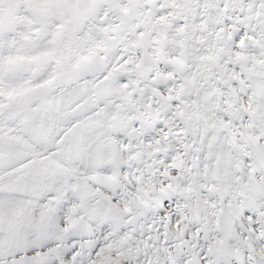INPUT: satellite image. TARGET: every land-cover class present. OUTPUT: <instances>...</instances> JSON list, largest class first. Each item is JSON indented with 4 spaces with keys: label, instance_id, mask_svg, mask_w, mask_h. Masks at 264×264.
<instances>
[{
    "label": "bare ground",
    "instance_id": "6f19581e",
    "mask_svg": "<svg viewBox=\"0 0 264 264\" xmlns=\"http://www.w3.org/2000/svg\"><path fill=\"white\" fill-rule=\"evenodd\" d=\"M222 3L0 0V264H87L75 262L82 242L89 243L93 264H131L138 250L125 253L116 245L114 236L121 232L123 241H136L133 247L150 246L154 254L160 250L167 258L157 256L160 261L145 264H187L183 254L193 264H226L232 258L236 264H264L263 249L255 252L257 262L250 263L239 257L241 247L235 246L245 241L238 226L264 242L253 218L264 217V179L257 177V189L250 178L255 170L247 164L253 150L264 162V132L249 126V149L238 144L246 119L238 117L241 125L234 120L235 129L225 118L211 119L206 113L196 128L188 124L186 146L175 148V118L183 112L194 116V98L209 110L225 89L237 95L241 91L236 82L229 86L226 66L242 59L236 34L246 41L250 33L236 17L229 26L224 24ZM243 68L247 79L242 87L264 91V64L259 70ZM236 108V116L243 112L254 122L264 116V104L258 112L249 98ZM115 131L140 136L137 156H131L139 170L160 166V175L149 178L144 194L124 185L131 162L111 148L110 134ZM222 138L226 146L229 139L237 144L234 151L242 158L244 174L240 183L251 192L244 195L248 205L243 213L249 214H243L238 226L205 195L217 196L218 183L199 181L204 165L213 169L220 161L226 149ZM61 149L65 151L59 153ZM81 150L85 155L78 160ZM156 155L159 160L154 161L151 157ZM78 163L81 169H75ZM83 178L103 182L88 184L92 194L83 197L90 208L95 198L109 204L104 212L95 210L96 233L89 229L90 210L74 208L84 191L79 185ZM185 179L194 190H187ZM104 186L108 193L101 191ZM179 193L187 197L191 216L175 219ZM138 218L144 223L136 222ZM163 229L169 232L166 239Z\"/></svg>",
    "mask_w": 264,
    "mask_h": 264
},
{
    "label": "rangeland",
    "instance_id": "374dc122",
    "mask_svg": "<svg viewBox=\"0 0 264 264\" xmlns=\"http://www.w3.org/2000/svg\"><path fill=\"white\" fill-rule=\"evenodd\" d=\"M221 6L223 7L222 12H224V13L221 12L222 13L221 16H223V17H221V20L223 22L225 21L224 24L229 26V22H231V23L234 22L232 20H235L234 17H236V22L239 23V26L241 28H243L248 34L250 33L249 34L250 39L246 40V41L242 40V37H239V35L236 34L235 37H236V41H238L237 42L238 43V52H239V55H242V59H238L233 64H228L226 66V73L228 75V78L230 77L229 81H228V83L230 82L229 86L233 85L236 82L238 86L240 85L241 91L237 95V94L231 93L229 90L226 91L227 89H225V90L222 89L224 91L222 92V94L220 96H218L219 99L216 98V102H214V104H212L211 107H209V110H207V105L204 106L203 103H199V99L194 98V100H192V101H194V107H193L194 116L191 118H188L186 116V113L183 112V113L179 114L175 118V121H174L176 128L179 130V134H178L179 138L177 140L178 145L175 146L177 151H181L182 148H184L187 144L188 139L185 135V132L187 131V128L189 127L188 124H190L193 128H196L197 125L199 124V122L202 120V118H203L202 116L206 113L208 114V118L210 116L211 119H214V118L219 119L221 117L223 119L225 118L228 125L233 126L235 129L238 126V124L239 125L243 124V122H241L242 120L246 119L247 120L246 126L248 129L245 127L246 128V129H244L245 131L244 130H242L243 132L241 131V133L239 134L240 136H238V139H240V141L238 140L239 141L238 144L244 143V145L249 146V142H248L249 139L247 137L248 136L247 133L251 132L250 130H252V129L250 127H252V128L254 127L253 130L256 128L255 129L256 131H259V132L263 131L264 132V127L261 125V123L259 124V122L264 123V116L260 115L261 121H258V122L255 121L254 122V120H249V119L245 118L246 115H245V113L242 114L243 112L242 113L241 112L236 113L238 115L242 114L240 116L235 115V111L237 109L236 106L241 105L245 98H249L253 102V104L256 105L258 112L261 110V104H264V91L263 90L257 89V90L253 91V89H250L251 90L250 91V90L242 87L244 82L247 79L244 76L245 73H243L244 72L243 66H250L254 70H259V69H261V67L264 64V42H262V40H260L261 38L263 39V37H264V36H260V34L264 35V30H262V29H264V27H262L264 25V0H224V3H222ZM248 18H250V19H248ZM227 19H230L231 21L228 20V22H227ZM260 23H262L263 25ZM221 45L223 47H224V45H225V47H227L226 43H222ZM245 57L246 58L250 57V59L248 61L244 62L243 58L245 59ZM231 75H232V77H231ZM263 78H264V73L262 74L261 79H263ZM230 79L232 81H230ZM244 79H245V81H244ZM258 83H259V81H258ZM223 95H224V97H223ZM217 99L219 102L217 101ZM227 99H229V100H227ZM237 100L239 102H237ZM220 101L221 102L224 101V102L221 103ZM235 103H237V105ZM145 104L147 106H150V103L147 101L145 102ZM233 117H235V119ZM238 117L241 118V121H240V119H238ZM230 120H231V123H230ZM234 120L238 121L237 122L238 124ZM5 121H8V119H6ZM248 121H250V122H248ZM231 128L232 127H230V130H235L234 128H232V129ZM139 141L141 142L140 136L133 134L130 131L129 132H126V131L125 132H117V131H115V132H112L110 134V146H111V148L117 153L118 156H120V159H122V160L124 159L125 162L130 160V162H131V165L129 166L128 169H126V171L124 173V181L123 182L125 183L124 184L125 187L127 186L126 189H128V191L136 192L138 194H144L145 190L150 185V183L148 182L149 178H151L152 176L160 175L161 172L159 170L160 166H158L157 163L150 165L147 169H144V170H147L145 172H143L142 170H139L135 166L132 159L136 155V152L138 151L136 148L139 147L138 146L140 144ZM228 142H229V144L226 141V143H227V146H226L225 142L223 141V138L221 139V144L223 146H225L226 149L222 151L220 158H219L220 161L218 163L214 164L213 169H209L207 165H204V167L206 168V171H204L203 177H201L199 179V181L202 182V184H204V183L205 184L218 183V185H217V187H218L217 196L213 195L212 192H210L209 194L205 193V195H206V197L209 196L208 198H210V200L213 203H215L214 201H216V203L214 204V208H217L218 211L221 209L220 211L229 212V214H231V216L233 218L232 221L234 223H237V226H238V225H241V222H243V220H241L243 217V214H244L243 210L246 208L245 206L248 205V204L244 205L247 203V201H245L244 195H247V194L250 195L251 192L245 190V188H243L242 184L240 183L241 179L244 178V174H243V169L241 168L242 158H241V156H238V154L235 152L236 151L235 146L237 144L233 140H230V139L228 140ZM2 148L3 147H1V149ZM250 148L251 147L249 146V149ZM2 150H4V149H2ZM252 150H253V148L251 149V152H252ZM64 151H65V149H61L59 151V153H62ZM139 151H141V150L139 149ZM79 153H81V156L78 155L79 156L78 160H82V157L85 155V151L81 150ZM133 153H134V155H133ZM251 154H252L251 159H249L248 162L246 161L248 164V168H250L249 170L250 171H252V169H253V171L255 170L253 175L250 176V178H252V177L254 178V179L252 178L253 184L256 185L257 189H260V184L257 181V177H262L264 179V162L261 159V157L257 151L255 152L253 150V152ZM132 155H133V157H131ZM65 156H70V157L73 156L75 158L77 157V155L74 153H67ZM154 157L153 156L151 157L154 161L159 160L157 155ZM252 158H254V159H252ZM74 160L75 159L72 160V163L74 162ZM132 163H133V165H132ZM88 165L89 164H86V167H88ZM72 166H74V164ZM81 167H82L81 163L75 164V169H81ZM131 169H133V170L131 171ZM84 179L85 178H83L79 181L80 182L79 185L82 184L81 186L83 187V190H84L83 193L85 195L82 193L81 196L76 197V200H75L76 205H74V208L76 209V207L79 206V208L76 209L77 211H82L84 209H85L84 211H86L85 207H87V210H90V213L91 212L93 213V214H90L88 212V215L90 216L89 217L90 224H89V221H88V224H89V229H91L94 232L95 230L97 231V229L95 228V224L92 223L93 222L92 218L95 215L94 214L95 210L96 211L101 210L104 212L108 209L109 204H107V202H105V199L102 197L97 198V199L95 198V200L92 202L93 206H91V208H92L91 209L90 204L89 205L87 204V201L84 200V197L86 198L88 195L90 196L92 194V191H91L92 188L91 187L98 186V183L100 184L103 182L97 181L98 183H96V181L93 182L90 180L88 181V179H85V180ZM185 180L186 181H184V185L186 184L185 187L188 188L187 190H194L195 189L194 185L189 180H187V179H185ZM187 181H189V182L187 183ZM88 184H91L93 186L88 185ZM240 185H241V187H240ZM42 187L43 186H40V187L38 186V188H42ZM103 188L101 189V191H104V192L106 191V193L109 192V189H107L106 186H104ZM242 189H244V190H242ZM238 191H240V192H238ZM243 191H245V192H243ZM242 193H244L243 196H242ZM102 194H103V192H102ZM176 195L178 196V198H177L178 206L176 205L174 208L175 219H177L176 218L177 216L183 215V214H186V215L190 214L189 216H191V213H190L191 209L189 208V202L187 200V197L184 196V194L181 195V193H179L180 196L178 194H176ZM211 198H213V199H211ZM77 202H83V203H82V205H80L81 203H77ZM85 202H86V204H85ZM103 202H105V203H103ZM120 204H123V203H120ZM216 206H218V207H216ZM83 207H84V209H83ZM80 209H82V210H80ZM226 209H227V211H226ZM241 209H242V212L240 211ZM83 213H85V212H83ZM246 213L249 214L248 210L246 211ZM246 213L244 215H247ZM261 217H262L261 214H259L258 216L256 215V218H255V216L253 218L256 221L257 225L259 226L258 227L259 234L260 233L264 234L263 230H262L263 229L262 226L264 225V223H263L264 217H262V218ZM142 220H145V219L144 218H138L136 220V222H140L141 224H143L144 221H142ZM196 223H197V221H196ZM159 224L162 225L163 228H165L163 221L159 222ZM237 228H238V230H237L238 234H240V236L242 235L241 237H243L245 239V241H243L241 243V245H238L240 243H238V244L235 243L236 244L235 246H238V248L241 247L240 248L241 249L240 254H242V256H239V257L248 260L250 263H251L250 259H252V261H253L252 263L257 262L254 258V256L256 255L255 252L257 251V253H260L262 251V249L264 250V242L260 239L255 240L254 238L249 236L248 232L246 230L242 229V227L240 228V226H238ZM26 230H27L26 232H28L29 228ZM96 231H95V233H96ZM220 232H219V235H220L219 238H220V240L224 241V239H225V236L223 235L224 233L222 231H220ZM162 235H163L162 238L166 239L169 236V232H166L163 229ZM247 236H249V239L246 240ZM114 239L117 241L116 245L124 252L126 251V252L130 253L132 250H135V249L138 250L137 252H135L131 256V264H145V262L153 261V260L154 261H160L161 259H157V256H161V255L163 256V259H165V260L167 259L166 257H164L165 255L160 250H158L157 254L156 253L154 254L153 250L151 248H149L150 246L149 247L143 246L141 248L140 247H133V245L136 243V241L134 239H127L126 241H123L124 240L123 232L116 234V236H114ZM136 239H141V237L136 236ZM89 246L90 245L88 242H82L80 244V246H79L80 248H78V250H79L78 256H77L76 261H75L76 263L77 262H84L87 264L88 263L90 264V262H91V264L94 263L95 260H94V258H92L93 255H90L91 252H89ZM258 249H259V252H258ZM183 255H182V260L186 258V260H183V262L186 261L187 264H189V263L193 264L192 262H190L191 261L190 256L187 257V255H185V254H183ZM243 256H245L246 258ZM84 260H86L87 262H85ZM232 260H233V258L229 260L231 262V264H233V263L236 264V261L233 260L234 261L233 262ZM229 261H226L225 263L230 264Z\"/></svg>",
    "mask_w": 264,
    "mask_h": 264
}]
</instances>
